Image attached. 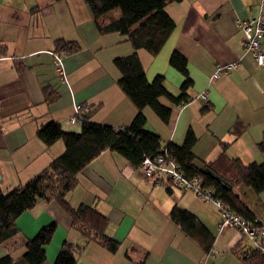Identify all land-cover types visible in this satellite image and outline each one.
Returning a JSON list of instances; mask_svg holds the SVG:
<instances>
[{"label": "crops", "instance_id": "crops-1", "mask_svg": "<svg viewBox=\"0 0 264 264\" xmlns=\"http://www.w3.org/2000/svg\"><path fill=\"white\" fill-rule=\"evenodd\" d=\"M175 29L157 56L144 50L137 55L146 79L164 77L173 96L180 94L183 77L169 65L174 51L187 60L193 82L189 103L174 106L166 124L145 108V129L160 137L163 146H181L191 130L196 143L194 165L202 168L220 155L244 166L264 163V67L259 68L242 46L239 23L260 16L264 0H182L165 8ZM57 41L79 47L64 54ZM264 51V40L262 43ZM61 53L66 83L60 79L53 54ZM134 52L119 34L100 35L83 0H0V189L8 193L46 169L64 152L62 141L46 147L36 136L50 122L66 134H79L81 125L69 124L75 104L86 105V118L113 129L127 128L137 111L117 85L113 60ZM238 63V68L213 80L217 64ZM205 94L206 100L200 95ZM239 129V132H235ZM264 147V145H263ZM255 221L264 227V192L255 195L243 185L232 187ZM66 200L72 208L85 205L106 217V236L119 244L115 254L100 245L85 243L71 228L70 219L55 203L38 201L16 222V236L0 244L21 258L23 241L55 223L46 247V262L53 264L63 242L81 249L78 264H240L234 253L255 246L234 229L219 228L218 210L190 192L172 190L145 178L121 156L105 151L77 175ZM177 206L192 215L213 237L209 252L188 238L169 219Z\"/></svg>", "mask_w": 264, "mask_h": 264}, {"label": "trees", "instance_id": "trees-1", "mask_svg": "<svg viewBox=\"0 0 264 264\" xmlns=\"http://www.w3.org/2000/svg\"><path fill=\"white\" fill-rule=\"evenodd\" d=\"M83 1L88 6L100 35L119 34L134 50L128 56L114 59L113 65L120 75L117 85L134 105L137 113L131 124L121 131L93 124L87 118L81 120L79 134L63 133L55 122L39 128L36 136L46 147L62 141L64 152L25 184L13 188L8 193H3L0 189V244L17 235V220L32 210L38 201L55 202L70 219L71 228L80 234L85 243L94 242L109 253L115 254L119 244L106 236V217L85 205L72 208L66 200L77 184V175L105 151L118 154L132 168L139 169L145 157L156 156L165 149L172 154L188 177L201 178L205 186L212 188L216 198L243 219L255 223L254 215L240 197L234 194L232 188L224 189L212 177L206 176L203 170H210L231 187L243 185L255 195H259L264 192V163L244 166L239 160H230L220 155L214 162L200 169L194 165L193 147L196 137L191 130L187 131L181 146H163L159 136L145 129V108H149L164 124L170 118L171 110L160 104V98H166L174 106L185 105L190 101L187 91L193 82L183 55L174 51L169 58V65L183 77L178 96H173L166 90L163 76H156L149 82L137 55L138 50H144L151 56L160 53L175 29V23L165 8L182 0ZM56 45L64 54L79 50L73 43L57 41ZM55 54L62 55L58 52ZM235 132H239V129ZM263 145L264 143L260 145L261 149L264 148ZM171 191L172 189L166 190L167 193ZM169 219L204 252L211 250L213 237L194 215L174 206L169 213ZM256 225L261 226L257 222ZM56 229L55 223L41 228L32 239L23 241L21 246L25 252L21 258L13 260L7 253L0 258V264H44L46 247L51 243ZM80 252V248L63 242L53 264H78L76 255ZM234 253L240 264H264L259 248L250 252Z\"/></svg>", "mask_w": 264, "mask_h": 264}, {"label": "built area", "instance_id": "built-area-1", "mask_svg": "<svg viewBox=\"0 0 264 264\" xmlns=\"http://www.w3.org/2000/svg\"><path fill=\"white\" fill-rule=\"evenodd\" d=\"M239 29L243 36V50L251 56L259 68L264 67V51L262 48L264 40V19L260 16L248 18L239 23ZM53 58L60 79L66 83L61 56L53 54ZM237 68V62L225 65L217 64L214 67L212 79L219 80ZM200 98L206 100L207 97L205 94H202ZM88 110L89 108L86 105L75 104L73 114L68 120L69 124H80L81 120L86 118ZM117 130L121 131L124 128L121 127ZM139 171L145 178L163 187L165 191L172 189L180 192H190L200 201L213 205L219 213V228L221 230L234 229L240 231L255 248L260 249L261 255L264 258V227L257 226L256 222H249L237 215L229 206L216 198L215 192L212 188L205 186L201 178L188 177L170 152L162 149L156 156L145 157L139 166Z\"/></svg>", "mask_w": 264, "mask_h": 264}, {"label": "water", "instance_id": "water-1", "mask_svg": "<svg viewBox=\"0 0 264 264\" xmlns=\"http://www.w3.org/2000/svg\"><path fill=\"white\" fill-rule=\"evenodd\" d=\"M203 173L206 175V176H210L212 177L217 183H220L221 186L226 189V190H231V185H228L224 180H222L220 177H218L217 175H215L214 173H212L210 170L208 169H205L203 170Z\"/></svg>", "mask_w": 264, "mask_h": 264}, {"label": "rangeland", "instance_id": "rangeland-1", "mask_svg": "<svg viewBox=\"0 0 264 264\" xmlns=\"http://www.w3.org/2000/svg\"><path fill=\"white\" fill-rule=\"evenodd\" d=\"M163 188V187H162Z\"/></svg>", "mask_w": 264, "mask_h": 264}]
</instances>
